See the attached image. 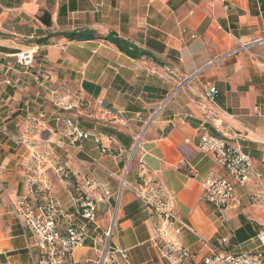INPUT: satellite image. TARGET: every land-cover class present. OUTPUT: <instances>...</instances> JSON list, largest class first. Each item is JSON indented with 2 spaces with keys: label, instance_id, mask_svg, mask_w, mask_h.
<instances>
[{
  "label": "crops",
  "instance_id": "crops-1",
  "mask_svg": "<svg viewBox=\"0 0 264 264\" xmlns=\"http://www.w3.org/2000/svg\"><path fill=\"white\" fill-rule=\"evenodd\" d=\"M29 49L34 66L25 74L14 53ZM261 59L264 0H0V264H30L27 237L11 212L18 196L36 207L53 198L62 228L84 224L95 238L63 264H97L109 229L113 251L105 264H168L150 215L128 188L110 228L112 205L101 187L118 193L122 177L161 186L166 207L185 224L176 234L174 222L168 235L194 261L257 249L264 230ZM210 86L218 93L213 103L204 94ZM50 88L72 107H55ZM58 114L94 128L102 143L75 140ZM202 133L236 146L253 167L251 182L221 211L203 199L205 181L225 173L199 150ZM77 199L96 202L94 221L80 216Z\"/></svg>",
  "mask_w": 264,
  "mask_h": 264
},
{
  "label": "built area",
  "instance_id": "built-area-1",
  "mask_svg": "<svg viewBox=\"0 0 264 264\" xmlns=\"http://www.w3.org/2000/svg\"><path fill=\"white\" fill-rule=\"evenodd\" d=\"M258 41L256 39L252 43H240L235 49L224 53L223 57L225 55L236 54L240 50H248L254 42ZM34 58L35 53L32 49L18 50L14 53V62L23 68L25 74H30L34 66ZM260 62L264 68V59H261ZM33 77L35 80H38V75H34ZM57 92V88H50L48 90L55 107L64 110L70 109L72 107L71 104L62 98H57ZM204 94L207 102L213 103L218 93L214 86H210L205 90ZM170 97L171 95L165 101ZM82 100L78 98V102L81 103ZM165 101L161 103V106L165 104ZM256 109L257 107H255ZM41 117H45V114H41ZM55 119L62 121L66 125L69 134L75 140L93 137L96 142L102 143L99 132L94 128H81L77 117L58 114L55 116ZM35 120L31 117L23 122V134L20 136L21 142H24L25 136L31 132L32 122ZM119 121L123 125H126V122ZM142 135L143 132L136 138L135 141L137 143ZM105 137L111 139L109 135ZM199 139V150L203 154L210 155L214 162L223 168L225 173L224 176L205 181L203 192V199L214 204L221 211L235 202V192L238 186L247 187L251 182L253 167L246 153L241 152L239 148L224 139L210 136L206 133H202ZM3 171V161L0 159V181L3 176ZM257 176L259 175L257 174ZM91 181L93 180L89 182ZM155 185L142 179H139L135 185H129L126 183L124 177H122L119 180L120 191L118 193H112L109 189L101 187V194L107 200L109 199L112 205L110 228L117 222L120 194L124 188H128L134 194L135 198L141 201L142 206L150 215L149 220L150 228L153 231V241L158 246L160 257L167 260L168 264H264V230L260 231L256 236L259 246L253 251L238 253L214 251L200 258V261H194L191 258V253L188 248L174 242L168 235V229L174 222L179 224V227L174 228L176 234H179L180 227H184L185 224L172 214L170 208L166 207L164 200H162V195L158 192L161 186L158 185L159 187H156ZM259 197L264 203V188ZM74 201L79 206L80 216L87 221H94L96 218V202L91 199H77ZM11 212L21 227L22 232L27 237L30 264H63L72 251L84 244L86 240L90 239L95 242V238L91 236V233L88 232L84 224H73L68 221L64 228L60 226L59 216L61 214L59 204L51 197L44 204L36 207L26 197L18 196L11 201ZM110 235L111 231L109 229L106 233V239L99 245V259L97 264H105L111 258L113 248L109 245ZM228 241V239L223 238L221 243L225 244ZM124 252L120 251L123 256Z\"/></svg>",
  "mask_w": 264,
  "mask_h": 264
},
{
  "label": "rangeland",
  "instance_id": "rangeland-1",
  "mask_svg": "<svg viewBox=\"0 0 264 264\" xmlns=\"http://www.w3.org/2000/svg\"><path fill=\"white\" fill-rule=\"evenodd\" d=\"M141 133H142V132L138 133L137 136H136V138H137L138 135L141 134ZM142 136H143V135H142ZM141 138H142V137H141ZM141 138L138 139V140H139L138 143H137V141H135V146H136V144H137V146L139 145V143H140V141H141V140H140ZM137 146L135 147V149L137 148ZM135 153H136V152H135ZM149 183H150V182H149ZM150 184H151V183H150ZM156 187H159V186L156 185ZM158 189H159V188H158ZM158 192L161 194V189H159Z\"/></svg>",
  "mask_w": 264,
  "mask_h": 264
}]
</instances>
